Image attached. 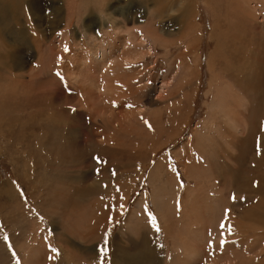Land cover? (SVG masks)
<instances>
[{
  "label": "rangeland",
  "instance_id": "1",
  "mask_svg": "<svg viewBox=\"0 0 264 264\" xmlns=\"http://www.w3.org/2000/svg\"><path fill=\"white\" fill-rule=\"evenodd\" d=\"M0 1V264H264V0Z\"/></svg>",
  "mask_w": 264,
  "mask_h": 264
},
{
  "label": "bare ground",
  "instance_id": "2",
  "mask_svg": "<svg viewBox=\"0 0 264 264\" xmlns=\"http://www.w3.org/2000/svg\"><path fill=\"white\" fill-rule=\"evenodd\" d=\"M1 2V1H0ZM13 3V2H12ZM250 20L251 19H249V22H250ZM187 31H188V29H187ZM130 38V37H129ZM132 38V37H131ZM238 40H240V39H238ZM141 42H143V41H141ZM256 43V42H255ZM114 42H112L111 43V45L109 44V45H99V46H97L93 51H91V52H89L88 53V62H89V64L91 63L92 65L91 66H94L95 68H96V70H97V73H94V71H92V69L90 68V67H88L90 70V72L88 73V75H87V78H86V80H87V83H85V85L87 84L88 85V81H90L91 83H92V81H93V85H92V87L93 88H96V87H94V81L96 80V77H98V76H100L101 75V66H102V64H103V59H104V56H105V54H106V50L108 49V48H110V46H111V49H112V51H113V47H114ZM145 45V44H144ZM252 43H245V44H243V43H237V46L236 47H238V48H240V49H243V50H248V49H252ZM110 49V50H111ZM135 49H137V47H135ZM150 48H148L147 49V51L149 50ZM191 49V48H190ZM233 49H235V48H233ZM222 51V50H221ZM141 54H143V53H141V52H136V51H131V52H128V53H125V54H123L122 53V58L119 60V61H117V63H116V66H114V67H111V68H109V69H107V70H104V72H103V74H102V78H101V80L102 81H104V80H108V78L110 77V76H113V75H117L116 76V79H117V77H118V75H123L122 73H121V70L120 69H123L122 67H123V65H124V63H126V64H130V61L132 60V61H134V59H137L138 57H140L141 56ZM85 56V55H84ZM86 58V59H87ZM81 59V58H80ZM84 60V59H83ZM82 60V61H83ZM124 61V63L122 62V61ZM83 63H84V61H83ZM264 63V61L262 60L261 61V65H264L263 64ZM83 65V64H82ZM85 65V64H84ZM83 65V66H84ZM86 66V65H85ZM89 66V65H88ZM216 67V66H215ZM95 70V71H96ZM88 72V71H87ZM92 74H94L93 75V77H91L90 75H92ZM83 75V77L82 78H84V77H86V74H82ZM78 76V75H77ZM89 76V77H88ZM104 76V77H103ZM115 78V77H114ZM220 78V77H219ZM189 79V78H188ZM79 80V79H78ZM219 81V80H218ZM185 82V81H184ZM187 82H189V80L187 81L186 80V82L184 83V85L187 87ZM19 85V84H18ZM262 85L264 86V84H263V82H262ZM188 86H190V84H188ZM261 88H262V86H261ZM97 89V88H96ZM219 90V89H218ZM262 90V89H261ZM263 90H264V88H263ZM97 91L99 92V94L101 95V90L100 89H97ZM112 89L111 88H109V90H108V94H109V96L111 97V95H112ZM220 91V90H219ZM219 91H217V92H219ZM188 92V91H187ZM262 92V91H261ZM174 93V92H173ZM220 94V93H219ZM88 98V97H87ZM218 98V97H217ZM218 99H221V101H219L215 106H214V115H217V114H219L220 112H222V114L224 113V116L225 117H227V112L225 113V110L226 111H228V113L229 114H231L232 116H234V117H240L241 116V111L237 108V106L236 107H234V102H233V99H232V96L230 95V94H225L224 96H221V98H218ZM213 100H215V99H213ZM234 100H236V99H234ZM216 101V100H215ZM112 102V101H111ZM217 102V101H216ZM236 102H237V100H236ZM213 103L215 104V102L213 101ZM230 103H231V106L232 107H230ZM213 104V105H214ZM237 104H239V102H237ZM186 105V104H185ZM240 105V104H239ZM224 107H225V110H224ZM230 108V109H229ZM220 111V112H219ZM221 114V113H220ZM224 117V118H225ZM254 129L255 128H252V130L248 133V137H250V134L254 131ZM206 147V146H205ZM191 173V172H190ZM206 184V183H205ZM204 184V185H205ZM211 188V187H210ZM205 189H206V187H205ZM224 196V195H223ZM258 196V195H257ZM222 197V196H221ZM225 197V196H224ZM223 197V198H224ZM257 198V197H256ZM262 200V199H261ZM210 201V200H209ZM229 204V203H228ZM233 207V206H232ZM231 208V207H230ZM250 210V209H249ZM246 213H247V211H246ZM253 213V212H252ZM255 213V212H254ZM249 214V213H248ZM246 215L245 217H248L249 215ZM255 214H257V213H255ZM232 216V215H231ZM229 217V216H228ZM231 220V219H230ZM249 220V219H248ZM207 221V220H206ZM204 222V221H203ZM191 223H193V222H191ZM226 223H228V222H226ZM259 223V225H260V222H258ZM198 224V223H197ZM256 226V225H255ZM198 227H201V225L199 226L198 225ZM242 227V226H241ZM202 228V227H201ZM198 230V229H197ZM260 232V231H259ZM188 247V246H187ZM189 248H191V247H189ZM185 251V254L186 255H188L189 256V259H190V261H192V260H194L196 257H197V254H194V253H190L189 251L187 252L186 251V249L184 250ZM241 255V254H240ZM223 262V261H222ZM186 263V262H185ZM215 263V262H214ZM213 263V264H214ZM217 263V262H216ZM246 263H247V261H246Z\"/></svg>",
  "mask_w": 264,
  "mask_h": 264
},
{
  "label": "snow or ice",
  "instance_id": "3",
  "mask_svg": "<svg viewBox=\"0 0 264 264\" xmlns=\"http://www.w3.org/2000/svg\"><path fill=\"white\" fill-rule=\"evenodd\" d=\"M65 51H67V49H65ZM59 75V74H58ZM153 225H155V221H152ZM101 251H104L103 249Z\"/></svg>",
  "mask_w": 264,
  "mask_h": 264
}]
</instances>
